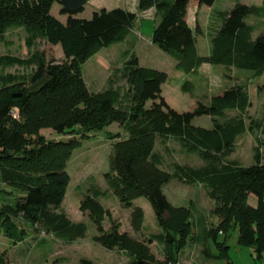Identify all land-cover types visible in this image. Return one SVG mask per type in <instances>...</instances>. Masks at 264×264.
Wrapping results in <instances>:
<instances>
[{"label":"trees","instance_id":"obj_1","mask_svg":"<svg viewBox=\"0 0 264 264\" xmlns=\"http://www.w3.org/2000/svg\"><path fill=\"white\" fill-rule=\"evenodd\" d=\"M88 0H0V40L14 25L25 26L26 43L32 47L38 37L50 44H59L64 60L55 63L44 53L33 52L29 57L0 56L3 66H31L30 75H0V232L21 242L28 230L44 229L58 236L74 240L83 237L86 226L72 223L58 211L70 181L66 164L79 138L104 129L113 122L124 126L127 136L112 145L109 168L105 180L121 205L129 207L137 197H145L151 204L162 232L153 240L165 246L166 261L177 262V256L192 232L189 207L173 206L162 187L171 178L186 185L202 184L217 204L214 213L221 221L216 228L204 231L203 238H211L219 253L211 255L203 244V252L224 264H231L228 246L218 241V235H228L237 228L238 243L253 246L258 254L264 251V147L254 148V162L239 165L222 159L234 148L239 135L246 131L243 117L225 119L227 110H238L241 115L251 102L242 83H235L222 93L196 100L193 108L179 112L161 96V84L167 79L164 71L142 67L130 52L118 73L125 78L126 89L113 87L101 92L88 91L82 77V64L100 47L125 39L136 21L137 14L121 7L100 8L90 18L75 15L84 9ZM211 6L215 0H138L139 11L154 7L158 21L151 33V41L176 60V68L183 71L197 69L202 63L250 70L252 77L264 71V31L254 39L253 26L246 22L249 15H259L260 7L236 2L228 11L219 12L220 26L211 37L208 56H199L194 35L198 24L191 29L186 21L189 2ZM53 3L59 4V14L66 15L65 23L51 12ZM29 79L30 85L25 81ZM185 84V82H184ZM150 102L147 106L146 103ZM18 107L22 121L11 111ZM207 115L212 127L192 124L194 117ZM50 127L68 140L46 139L40 129ZM249 128L264 135V110L259 120L252 119ZM79 138H76L78 137ZM156 140L163 145L169 140L179 143L184 150L196 153L207 162L201 167L175 164L173 173L160 167L161 156L154 152ZM6 184L20 195L8 198L11 191L1 188ZM81 203L82 210L102 234L95 240L108 248L118 245L126 250L132 261L128 264L150 262L148 248L118 232L113 224L103 233L102 221L108 212L97 198L103 194L91 190ZM249 194L257 198L255 207L247 204ZM13 195V194H12ZM139 207L131 212V226L139 230L143 223ZM41 227V228H39ZM6 260L0 255V264ZM78 264H95L83 258Z\"/></svg>","mask_w":264,"mask_h":264},{"label":"rangeland","instance_id":"obj_2","mask_svg":"<svg viewBox=\"0 0 264 264\" xmlns=\"http://www.w3.org/2000/svg\"><path fill=\"white\" fill-rule=\"evenodd\" d=\"M250 0H215L214 5L207 9L203 14V21H207V26L203 27V32L195 34V42L199 54H207L209 52V39L213 31L219 25L217 11L229 10L236 2L248 4ZM134 2V1H133ZM132 0H102L96 3L88 2L85 4V9L81 17L89 18L94 10L106 7L112 9L114 7L128 8L136 10L137 18L136 25L130 30L127 39L122 43V49H131V45L136 42L135 28L142 34V42L137 43L134 48L139 52L144 65L146 67L156 69H172V57L168 53L161 50L154 43H146L150 39L152 29L158 17L152 11H139L133 6ZM206 8V5H204ZM210 7V6H208ZM59 4L53 3L50 12L59 20L63 21L66 15L59 14ZM264 12V6H263ZM194 15L190 16L193 20ZM246 22L252 23L254 30L252 38H255L261 31H264V15L256 17L249 15L246 17ZM28 37L27 30L23 25H14L8 29L4 38L0 40V56L10 54L13 56L29 57L33 52L40 51L44 53L48 60H53L55 63H60L64 60L63 53L59 45H52L46 39L38 37L32 47L26 43ZM138 49V50H137ZM97 51V50H96ZM96 53V52H95ZM84 64V62H83ZM82 64V77L83 76ZM121 67L112 68L108 73L104 88L107 89L109 79L113 81V87H121L126 89L127 84L125 78L118 73ZM212 68V78L222 79V66L205 63L199 69L198 74H203ZM36 70V65L31 66H3L0 65V75L17 74L20 77L28 76ZM181 70V69H179ZM183 71V70H182ZM235 76H224L223 82H227L228 86L235 83H242L246 87L250 98V106L243 115L238 110H227L224 118L243 117L246 131L238 136L233 150L222 161H231L239 165H250L254 162V148L260 146L263 150L264 135L257 130L249 128L252 119L259 120L262 117L264 110V71L259 77H252L251 71L246 69H236ZM220 78V79H219ZM174 78L168 80L171 85ZM221 81V80H220ZM26 85H30L29 79L25 81ZM85 82V80H84ZM180 83V82H178ZM86 84V83H85ZM166 86V85H165ZM163 88L168 101L177 111H188L193 108L192 99L189 94H184L177 89L168 90ZM88 89V88H87ZM104 89V90H105ZM213 89V88H212ZM103 90V91H104ZM89 91V90H88ZM214 90L213 93H217ZM101 92V91H100ZM95 93V92H92ZM147 106L150 102L146 103ZM13 117L16 120L22 121V116L18 107H13ZM12 112V111H11ZM192 124L205 128L212 127L211 118L207 115L194 117ZM46 139L53 140H68L72 135H60L53 131V128L45 127L40 129ZM127 136L123 125L113 122L102 130L94 131L87 138H79V144L72 151L71 157L67 161L66 171L69 173L70 181L68 183L65 196L60 204L59 210L72 223H83L86 230L83 237H78L74 240L69 237L58 236L44 229H33L29 224L20 223L22 227L28 230V236L21 242H14L12 239L0 232V255L6 260L5 264H78L83 258L92 260L95 264H128L132 261L128 252L118 245L108 248L95 240L102 234L99 232L96 225L89 217L88 210L81 209V203L86 196L92 194L91 190L98 188L101 194L97 200L108 212L102 221L103 233H109L113 224L118 225V232L126 234L132 240L144 244L152 256L150 262L144 264H167L165 246L156 240L153 236L162 232V228L158 224L154 210L151 204L145 197H137L132 201V205L124 207L120 204L116 195L107 184L104 174L109 168V157L112 153V145L118 141L125 139ZM154 152L161 156L160 167L169 173H173L175 164L189 165L192 167H201L207 162L196 153H191L179 145L174 140H169L165 145L156 140ZM2 189L11 191L8 198H13L15 195H20L6 184H1ZM167 200L173 206L189 207L191 210V221L193 223L192 232L187 238L186 245L179 250L177 256V264H224L225 260H219L213 256H207L203 250V244L208 249L211 255L219 253L211 238H203V241L198 240V236L203 237L204 231H208L217 227L221 218L214 213L217 202L212 199L208 190L202 184L186 185L175 178H171L168 183L162 187ZM13 194V195H12ZM1 202V199H0ZM247 204L255 207L257 198L253 194H249ZM139 207L143 211V223L139 230H134L131 226V212L133 208ZM218 241H223L228 246V258L231 264H264V251L258 254L253 246L240 245L238 243L237 228L229 231L228 235H218Z\"/></svg>","mask_w":264,"mask_h":264},{"label":"crops","instance_id":"obj_3","mask_svg":"<svg viewBox=\"0 0 264 264\" xmlns=\"http://www.w3.org/2000/svg\"><path fill=\"white\" fill-rule=\"evenodd\" d=\"M98 1H102V0H88L87 3L88 2L96 3ZM137 1L138 0H132L131 4L135 7H137ZM214 3H215V1H214ZM214 3H213V5H214ZM248 5H254V6L260 7V9L262 10L261 13L259 15H253V16L263 17V15H264V12H263L264 0H250L248 2ZM212 6H210V7L206 6V8H204L205 7L204 5H198L197 2H194V1L189 2L187 5V8H186V11H187L186 21H187V24L189 25V27L194 30L195 26L198 24V26L200 28L199 33H202L203 27L208 25L206 20L203 21V14L206 12L207 9H210ZM102 8L107 9L106 7H102ZM132 8L133 7H131V9H128V8H125V9L136 13V10L132 9ZM84 9H85V6H84ZM84 9L81 12L77 13L75 15V17L84 18V17H81V14L84 11ZM58 11H59V9H58ZM147 11H150V12L153 11L155 13L154 7L149 8ZM224 11H228V10L217 11V17L219 19V25L213 31V33L210 36L209 52L207 54H202V55L199 54L198 48H197V45L195 42L196 51H197V54L199 56H208L210 54L211 37L216 33V31L219 28L220 23H221L219 12H224ZM142 12H144V11H142ZM192 14L194 15L193 20L190 19V16ZM65 21H66V18H65V20H63L61 22L65 23ZM248 24H250L251 26H254L252 23H248ZM135 25H136V21L134 22L133 26L135 27ZM130 30H129V32L126 35L124 40L127 39V36L129 35ZM253 30H254V27H253ZM135 33L137 36L136 41H135L136 43L131 45V49H122V45H123L122 43L124 42V40H122L120 42L112 43L108 46L100 47L96 51V53H94L90 58H88L84 62V64H83V68H84L83 76H84L86 86L90 92L103 91L105 89L104 85H105V81H106V78L108 76V73L111 71L112 68H118V67H121L122 65H124V62L128 58V55L130 52H133L137 56L138 64L140 66L146 67L144 65V60L142 59V57L139 53L140 49H139L138 53L134 49L136 47L137 43H141L143 41L142 40V34L138 31L137 26L135 28ZM252 33H253V31H252ZM197 34H198V32H197ZM251 37H252V34H251ZM194 38H195V35H194ZM252 39H254V38H252ZM146 43L147 44L152 43L151 36H150V39L148 40V42H146ZM57 45H59V44H57ZM59 47H60V45H59ZM60 49H61V47H60ZM172 59L173 60L171 62V65H172L171 70L168 68H165L162 70L157 69V70L164 71L167 74V79L161 84V96L169 104V106L172 107L173 109H175V108L172 106V103L170 101H168V99L166 98V95L163 92V88L165 85H166L165 87H167L168 90L177 89L180 87V89H181L180 91H182L184 94H189V96L192 99V106H194L196 100L199 98H202V97L210 98L213 95H218V94L222 93V91L224 89L228 88L227 87L228 83L223 82L224 76L232 77L231 74H233V77H234L235 72H237L236 69H234V68H231L230 71H227L226 68H224L222 65H220V66H222V70H223L222 79L219 78L221 81L218 79H216L214 81L213 80L214 78L211 77L213 74L212 68H209L208 71H206V73L198 74L200 67L205 65V63H202L197 69H192L190 71H182V70H179L176 68V66H175L176 60L173 57H172ZM149 68H151V67H149ZM153 69H156V68H153ZM171 78H174V81H172L173 83L171 85H169L167 82ZM178 82H180V83H178ZM184 82H185V84H184ZM214 90H218L217 93L214 94L213 93ZM223 235H225V234H223Z\"/></svg>","mask_w":264,"mask_h":264},{"label":"built area","instance_id":"obj_4","mask_svg":"<svg viewBox=\"0 0 264 264\" xmlns=\"http://www.w3.org/2000/svg\"><path fill=\"white\" fill-rule=\"evenodd\" d=\"M11 114H12V116H13V114H14L13 110H12ZM167 264H177V263L168 262Z\"/></svg>","mask_w":264,"mask_h":264},{"label":"water","instance_id":"obj_5","mask_svg":"<svg viewBox=\"0 0 264 264\" xmlns=\"http://www.w3.org/2000/svg\"><path fill=\"white\" fill-rule=\"evenodd\" d=\"M138 264H141L140 262H138Z\"/></svg>","mask_w":264,"mask_h":264}]
</instances>
